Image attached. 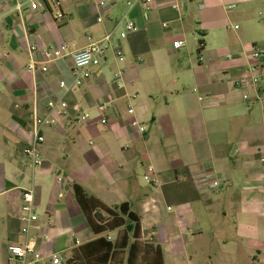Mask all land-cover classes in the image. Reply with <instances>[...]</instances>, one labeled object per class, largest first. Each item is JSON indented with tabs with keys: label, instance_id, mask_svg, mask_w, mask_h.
Masks as SVG:
<instances>
[{
	"label": "crops",
	"instance_id": "obj_1",
	"mask_svg": "<svg viewBox=\"0 0 264 264\" xmlns=\"http://www.w3.org/2000/svg\"><path fill=\"white\" fill-rule=\"evenodd\" d=\"M126 13L136 29L120 38L118 28L101 65L67 93L69 114L44 129L42 161L33 167L24 154L31 114L43 115L61 94L60 83H72L71 53L89 36L102 39ZM190 34L198 44L189 46ZM182 40L186 46L175 49ZM62 43L69 52L47 71L27 69L32 44L41 59L43 49ZM169 70L190 73L181 85L192 95L150 89L154 76ZM251 76L264 84V0H156L150 11L118 0L106 8L97 0H0V264H11L9 246L23 241L25 190L34 191L40 219L32 233L40 250L67 264L75 248L98 238L74 184L109 207L131 205L144 238L162 246L165 264H216L218 248L226 253L217 257L221 264H264V100L255 99V85L235 86ZM103 101L113 102L104 114ZM80 113L89 119L80 122ZM149 166L157 184L144 178ZM214 181L220 187L209 188Z\"/></svg>",
	"mask_w": 264,
	"mask_h": 264
},
{
	"label": "built area",
	"instance_id": "obj_2",
	"mask_svg": "<svg viewBox=\"0 0 264 264\" xmlns=\"http://www.w3.org/2000/svg\"><path fill=\"white\" fill-rule=\"evenodd\" d=\"M101 7H108V0H97ZM124 1L126 6L129 9L134 8L135 6L141 5L146 8L147 11H150L154 6L156 0H118ZM32 8L37 9L40 6V3L37 1L32 2ZM22 5L18 4L17 8L21 9ZM178 8V5L175 6ZM103 18H99V22H102ZM121 28L119 32L120 38H126L127 34L133 32L136 29L135 22L130 18L129 13H126L117 21L115 29L107 33L100 40H93L91 36L88 37V44L82 49L75 50L71 53L73 62H74V72H73V81L71 84H68L66 81H62L60 86L62 92L57 98V100H52L48 102L47 109L43 115L33 112L30 116L32 123V138L29 144L24 149V154L30 160V163L33 167H37L42 161V153L40 147L45 142L44 129L46 127L55 126L58 123V118L65 117L69 114L70 104L66 98L68 92L78 87H81L83 83L88 80L93 73V69L101 65L103 59L105 58L106 53L113 48V38L115 31ZM186 46V41H176L173 44L175 49H181ZM39 47L35 44H32L29 48L30 59L28 60L27 69L29 71H37L38 66H41L42 71L48 70V64L56 62L63 59L66 54L69 52V47L67 44L62 43L56 48H45L42 50L41 59L37 58V53L39 52ZM253 55L255 57H260L261 53L259 50H254ZM119 58H123L124 54L122 52L118 53ZM230 58V56H228ZM251 70L254 71V66L251 67ZM116 78H121L122 73H117ZM255 85L257 101L264 100V84H261L259 79L255 76H251L248 80H237L235 82L236 88H245V86ZM244 100L247 101L250 99L249 94L244 95ZM201 101H204V98H201ZM113 104V102L103 101L99 104L98 109L100 113L108 109V107ZM130 114L134 113V109L130 108L128 110ZM89 114L80 113L78 120L80 122H86L89 119ZM102 123L106 124L107 120L102 119ZM133 126H136L143 133L146 131L144 126H141L137 121L132 122ZM264 161V159H263ZM146 181L153 184L158 183V178L155 175V170L153 166L147 168V172L144 175ZM58 183L60 189L63 190L65 187V177L59 176ZM219 181H214L208 186L212 189H217L220 187ZM63 197L61 193L59 195ZM39 215L36 212L34 204V191L33 189L25 190L23 193V205H22V215L21 222L22 228L21 233L23 235V241L19 245H10L9 250V260L11 264H42L46 259L51 261V264H62V258L57 253H45L40 250L38 247L37 237L32 233L34 228H38ZM52 223V221H50ZM45 239L49 240V236L46 235ZM79 244V241L76 242Z\"/></svg>",
	"mask_w": 264,
	"mask_h": 264
},
{
	"label": "trees",
	"instance_id": "obj_3",
	"mask_svg": "<svg viewBox=\"0 0 264 264\" xmlns=\"http://www.w3.org/2000/svg\"><path fill=\"white\" fill-rule=\"evenodd\" d=\"M204 48L205 42L200 40L199 55ZM73 194L98 238L75 248L67 264H165L162 246L153 237L144 238L141 218L131 205L109 207L77 184Z\"/></svg>",
	"mask_w": 264,
	"mask_h": 264
},
{
	"label": "rangeland",
	"instance_id": "obj_4",
	"mask_svg": "<svg viewBox=\"0 0 264 264\" xmlns=\"http://www.w3.org/2000/svg\"><path fill=\"white\" fill-rule=\"evenodd\" d=\"M119 35V34H118ZM117 36V35H116ZM115 36V37H116ZM194 37H198V35H193V34H190V36H188V41H191L190 42V44H189V46H192L193 45V43L192 42H194V43H196V44H198L197 43V41H195L194 40ZM148 65V60H146V62H145V64H142V66H141V68H146V67H148L147 66ZM187 70H189L188 68H187ZM190 75V73H181V75L180 76H177V75H175V76H173V74H172V70H169L166 74H164L163 76L162 75H159V74H156L155 76H154V78H153V80H151L150 81V83H152V84H150L149 83V86H150V89H152L153 88V84H155L154 86H155V89L153 90V91H157V90H162V91H164V93L165 94H169L170 92H173L174 94L175 93H177L176 91H178V93H180V94H182V95H186V92L187 91H190V93H187L188 95H192L191 94V86H189L188 84H185V83H183L182 85H181V83L182 82H184V79L181 77V76H189ZM157 76H159V78H157ZM178 79H180V81L178 80ZM173 81H176V83H173ZM147 88V87H146ZM193 106H195V105H193ZM196 108H198L197 106L196 107H193L192 109L194 110V109H196ZM51 182L52 183H54L55 184V180L53 179V178H51ZM143 182V181H142ZM150 184H153V183H151V182H149ZM221 250L222 249H220V248H218V253H216L217 254V256H214L213 258H212V260L216 263V264H221V262H223V260H224V258H217V257H221L222 256V254H224L223 252H221ZM204 252H208L206 249H202V254L204 253ZM226 254V253H225ZM224 254V255H225ZM228 254V253H227ZM203 259H205L206 260V258L204 257V258H202V260ZM171 264V263H170ZM176 264V263H175ZM186 264V263H185ZM192 264H199L198 263V261L196 260H194V262L192 263ZM201 264V263H200Z\"/></svg>",
	"mask_w": 264,
	"mask_h": 264
}]
</instances>
